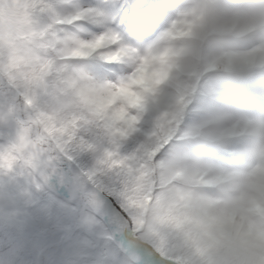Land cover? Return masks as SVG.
Segmentation results:
<instances>
[{
  "label": "rangeland",
  "instance_id": "obj_1",
  "mask_svg": "<svg viewBox=\"0 0 264 264\" xmlns=\"http://www.w3.org/2000/svg\"><path fill=\"white\" fill-rule=\"evenodd\" d=\"M93 1L96 4L95 7H91L92 15L96 23L95 26L101 29L107 48L104 50L100 49V43H98L95 45L96 49L92 48L90 50L89 53H93L97 60L95 62H85L80 67L82 70V84L84 82V73L90 69H96L95 65L98 60L100 62L108 60L106 58L108 54H111L109 56H111L114 61H117L128 70L130 76L127 78L121 74L116 76L115 80L119 82L122 89L123 107L115 116L108 117L111 114L110 111L107 110V107H94L89 101L87 102L84 100L83 91L80 97L84 102L81 106L86 109L89 108L97 114L95 115L96 117H100L103 120L106 118L120 119L124 121L126 124L125 126L133 124L135 116L147 108L154 109L155 111L160 109L162 111V109L168 108L170 111L174 110L175 114H178L172 116L174 117V122L177 120L181 122V120H183L182 114L185 112V107L191 100L188 98L190 97L189 94L184 93L183 95H175L174 99L177 101L169 98L168 101L170 104L163 98L160 102H152L149 98V94H151L152 91L157 92V90L161 88L168 87L167 84H169V82L167 77L173 75L175 66L182 67V69L178 70L181 79L184 78L189 80L187 82H181L187 89L192 87V81L196 82L199 76H201L203 70L199 69L200 66L208 70L216 67L214 64L217 63V56L214 54V51L216 53L218 52V46L212 43V38L216 39L218 36H210L216 28L214 26L221 23L230 29V26L236 24L239 20V22H245V24H242L240 27V33H245L250 29L252 30L255 25H259V23L257 24L252 18H239L238 12L233 7H225L218 0H171V7H173L172 11L175 9L179 17L174 19L171 17L170 23L174 20V28L172 31L175 32L176 28L178 31L170 38L165 39L163 44L156 45L152 49L150 48L149 50L152 57L148 58V50H146V47H140L138 39H136L137 35L134 36L135 34L131 33L134 36L135 42L130 46L127 44L128 42H126L128 40L127 38H122L109 28V16L108 13L104 11L105 0ZM119 1L120 0H108L107 3L112 9H116ZM129 1L131 2V0H121V3L128 5ZM132 1L135 4L140 2L139 7H143L147 5L148 0ZM240 1L241 0L237 1L238 4ZM13 3L14 0H0V49H9V54L10 51H18L23 64H27L29 68H32L35 65L30 60V54H28L30 53V36L40 41V37L44 35V30H50V27L46 25L44 30H37L35 27L37 30L34 31L36 35L27 30L21 33L18 25L13 23V17L20 22L24 20L26 16L18 11L9 13L8 16L6 14L11 6H15ZM17 6L20 7L19 5ZM129 8L130 7H128V9ZM255 9L256 12L262 11L259 5L256 6ZM172 11L170 8L169 13L166 15H168V17L172 16ZM247 15L250 16L252 13L250 12ZM262 16H264V14ZM119 17L121 19V14ZM120 19H118V24H120ZM160 20L165 28V22L168 21H164L161 18ZM81 27L77 28L78 32H82ZM168 32H166V34ZM26 33H29V35H26ZM58 33L59 35H57V33L54 35L55 38L66 48L67 39L69 37L67 29L64 28ZM127 33L130 34L128 31ZM97 35L99 34L92 32L89 34V37L96 36L100 38V36ZM188 35L190 37L186 38ZM11 39H15L14 44L9 43ZM90 44H92L93 47V43ZM121 45L124 46L123 48L125 50L123 49L124 51L122 50L118 54H115L122 48ZM75 47L76 46L70 47V50H73ZM261 49L264 50V43ZM147 59L148 62H145ZM262 61H264V56L262 57ZM38 62L40 63L41 61L38 59ZM145 66L146 68H144ZM38 69L43 70L44 66L41 65ZM220 81L222 83L221 88L217 85H211L216 94L208 89L210 82L217 83V79L214 76L208 77L200 88L201 92L211 97L216 96L215 99L219 102L217 104L218 111L215 116L216 119L212 118L211 109L206 108L208 105L198 107V112H196V114H202L201 122H205L206 119H209V123L212 124L211 126L213 128L207 126L199 133L198 129L192 127L190 123L189 129L185 132L189 140H179L178 144L173 146V151L171 150V153L175 152L176 156H180V158H184V153H186L194 160L201 159L203 162H206L208 167L202 165V163L199 165L208 169L206 170L207 175L214 169L221 170L224 175L223 178L219 177L217 180H214V176L207 177L206 186L196 189L192 195L191 204L194 209L191 211L186 210V212H194V210L196 212H202L205 217V225L213 230H217L219 236L225 233H233L231 235L235 237L240 236V233L245 237L251 238L250 235H252L253 238H256L254 235H264V166L260 165H264V155L259 156V158L257 157L256 161L250 164V168L239 166V169L233 174L228 164L230 157L217 159L216 156L212 157V155L206 154L205 152L206 149H208L210 153L212 151L207 145L208 138H211L209 137L210 135L207 136L209 130H213L214 132L216 130L219 132L218 134L221 133V136L231 137L232 132L230 130L236 127L239 120L231 110V107H229L232 102L231 93L234 92V96L238 95L239 90H237L236 84L232 80L231 83H229L226 76H222ZM143 87L147 89L145 92L142 91ZM193 89H195V87H193ZM248 90L250 91V89ZM223 106H226L224 113L222 112ZM44 107L50 111V104L45 103ZM132 110H135V112ZM239 112H241V110H239ZM43 114L46 115L45 117H47L49 123L55 125V133L61 136L65 135L70 127L75 126L76 119H82L86 116L84 113H75V115L66 120H60V126H57L56 118L50 121L48 114ZM243 114H245V120L251 118V115L248 113ZM170 119L172 118L170 117ZM241 122L244 128L248 131L252 130V132L258 136L257 140L260 139V146L264 148V126L260 125L258 122L252 123L244 120H241ZM183 123L186 122L184 121ZM262 124H264V122ZM1 125L3 129L0 130V141L3 140L5 135L13 131L11 127L4 123ZM184 128L185 126L183 125L179 133H182L181 131ZM224 147L229 150L231 157L240 155V150L232 141L229 140L226 142ZM83 152L86 154V151L82 150V153ZM171 153L170 150L167 151L168 157ZM219 156L220 155H217V157ZM37 160L39 159L37 158ZM56 161H58V159H56ZM126 161L127 165L125 164L122 166L127 190H125L126 193H122L121 191L122 199H120V203L124 207L126 196L129 201L127 202L128 206L125 207L127 212L131 213L132 217L136 210V214L139 213V215H143L145 211L144 205L142 202L137 201L134 196L139 195L142 189H140L139 192L137 189H132V185L128 183L127 180H131L134 177L138 178L142 175L146 176L149 180L146 174L148 169L147 163L144 162L145 157L138 156H135L133 160L128 161L126 159ZM93 162L95 164L94 168L97 169L95 158H93ZM48 164L50 165V163ZM48 164L41 167L37 166V168L35 165L28 167L17 166L16 169L11 172L0 171V235L6 236L9 233H13L18 238V241L12 242L10 251L13 249V253L10 254L12 256L20 254L21 259L19 264H92V262H98L99 264H130L124 259L120 252L114 248L111 243V234L104 229L103 224L100 226V223H98L97 226V232L101 236L102 241L99 242L97 237L92 235L86 238L87 231L83 218L84 215H88L90 218V215H92L90 210L92 211V208L95 209V205H91L86 194L79 196L75 200L65 199V194H61L65 193V189L62 190L59 184L54 185L55 188L50 189V184L49 186L47 185V180L50 182V174L45 173L48 167L50 168ZM162 164V160L160 163H154V160H152L150 166L151 168H155V175L158 177L162 176L161 179L163 180L165 175L170 174V171L168 167L163 169L161 167ZM223 167L226 168V172ZM51 171H55L53 166H51ZM28 175L30 179L26 178ZM233 176H235V178H233ZM148 180L145 181L146 185L148 184ZM61 186L65 188V186ZM56 189L58 191L60 190L61 193H56ZM220 192L224 194L229 193L230 199H223L221 197L223 194H220ZM115 193L120 197L118 190H115ZM204 194H207V196L209 194L210 199L207 200L203 197ZM164 196H166V194L162 193L157 197L158 200L153 210L161 211L162 206L167 205L163 203V199H165ZM261 196L263 198H261ZM79 199L82 200L80 202L83 205L79 207L81 208L80 212L75 208ZM136 202H138L137 206ZM243 208L247 210H243ZM50 223L53 227L51 230ZM137 230L142 236L148 238V232H153L156 229L155 227L150 229L149 224H147L144 226L140 225ZM68 233H71V235ZM65 236L67 237L66 239L64 238ZM104 239L105 243H103ZM51 242H61L60 247L56 250H50L49 244ZM160 249L163 250V246H161ZM191 261L188 260L186 263H190ZM0 264H11V262H0Z\"/></svg>",
  "mask_w": 264,
  "mask_h": 264
},
{
  "label": "snow or ice",
  "instance_id": "obj_2",
  "mask_svg": "<svg viewBox=\"0 0 264 264\" xmlns=\"http://www.w3.org/2000/svg\"><path fill=\"white\" fill-rule=\"evenodd\" d=\"M53 10H56V6L51 0H36L32 16L37 30H44L46 25L52 23ZM134 10L136 14L124 18L119 25V31L112 30L117 34L132 30L147 38L151 22L155 20L154 13L148 5L134 7ZM116 18L120 19L119 14ZM54 53L55 46L51 43L50 30H44V35L40 37V45L32 49V54L43 62L51 60ZM95 68L106 75L110 74L108 71L110 69L121 71V66L116 62L97 61ZM42 79L44 85H47L48 76ZM47 96L48 88H42L41 81L33 79L15 56L0 49V123L13 129L0 141V171L11 172L17 166L28 167L36 163L37 158L39 160L51 158L53 152L60 153L67 151L70 146H76L80 150L87 149L99 153L96 168L101 172H115L122 183L124 173L113 161L130 158L131 154L137 151L136 149L128 154L120 152V145L130 136H112L104 122L87 118L76 119L75 126L70 127L63 136L55 132L49 134L45 123L41 122L43 119L41 113L53 115L44 107ZM60 123L58 118L57 126H60ZM121 191L122 188L119 192L122 198ZM14 241H18V238L13 233L0 235V262L10 261L11 264H19L20 254L17 256L10 254V247ZM141 255L138 264H154L156 259L154 255L147 251H143Z\"/></svg>",
  "mask_w": 264,
  "mask_h": 264
},
{
  "label": "trees",
  "instance_id": "obj_3",
  "mask_svg": "<svg viewBox=\"0 0 264 264\" xmlns=\"http://www.w3.org/2000/svg\"><path fill=\"white\" fill-rule=\"evenodd\" d=\"M36 0H29L28 3L25 2L24 6H28L30 8H34ZM67 0H51L56 6V10L52 11V17L55 20L58 19H65L67 16L62 12L61 8ZM47 7V6H46ZM56 28V27H55ZM57 47H55L54 57L50 60V66L47 69V73H44V69L41 71L38 69L39 66L44 65L43 62H38V60H33L31 57L32 49L30 50V60L33 62L35 67L33 68V79H38L42 76V74H50L59 67L62 62L61 55L56 53ZM17 59V58H16ZM18 60V59H17ZM22 64V60L19 61ZM29 66V65H27ZM45 68V67H44ZM164 128V127H163ZM129 138L123 141L125 144H129L132 148V151L138 157H145L148 160L146 155L147 148L141 149L139 152L138 150L141 148L140 145L144 143V136L137 132H126ZM117 137H128L126 135L120 136L118 134H114ZM87 137V135L85 134ZM151 145V143H150ZM86 154L83 152L79 155V160L81 163L90 168L91 171L94 173V178L100 184L106 187L108 191L111 189L114 190L120 187L125 179L123 176V180L117 178L115 172L107 171L101 172L98 169H95L93 157L98 156L97 152L89 151L87 149ZM83 150V151H85ZM124 151V149H121ZM120 152L122 153V151ZM76 154V152H74ZM74 154V155H75ZM97 163V159L95 160ZM146 162V161H144ZM114 164L123 171L124 169L121 168L122 165H127V161L118 159L113 161ZM147 163V172L152 175L153 168H151L150 164V157ZM164 165L162 164V168ZM155 169V168H154ZM193 169V168H190ZM112 177L113 179H110ZM170 178V174L164 176V180ZM139 184H142V179L138 178ZM190 181L192 179L190 174L184 173L177 179L170 190H162L159 191L160 194L166 193L165 199H163V203L167 204L166 206H162V210L160 211L159 219L163 224V233L160 235V239H167L165 245L167 244V249L173 250L175 253V257L180 260V262L184 264H264V240H259L256 238H247L246 240H241L240 237H233L229 235H214L210 232V228L208 226H203L202 223L199 222L200 218L195 216L193 218L192 213H187V207L182 204V198L184 197V193L187 191L189 187ZM186 183L188 186H186ZM142 187L138 185L137 190ZM150 185H147V193L144 196V202L146 198L151 193ZM168 191V192H167ZM156 199V200H155ZM153 200L154 204H152V209L158 200L157 196ZM140 201V199H137ZM167 202V203H166ZM137 216V214H135ZM133 215V218L136 222L142 223L141 216H137V218ZM147 217L149 216L146 215ZM186 219H189L187 222ZM137 224V223H135ZM154 244V243H152ZM193 259V260H192ZM191 261L190 263H186L187 261Z\"/></svg>",
  "mask_w": 264,
  "mask_h": 264
},
{
  "label": "bare ground",
  "instance_id": "obj_4",
  "mask_svg": "<svg viewBox=\"0 0 264 264\" xmlns=\"http://www.w3.org/2000/svg\"><path fill=\"white\" fill-rule=\"evenodd\" d=\"M161 2H164V1H161ZM162 17L164 18L165 14ZM167 18L165 17L166 20H167ZM259 23H262V21H260ZM171 33L172 32H170V33L168 32L167 34L162 35V36H163V38H166ZM261 55H262V53L260 51H258V50H252L251 52H248L245 55H243V57L239 56V55H231V56L228 55V56H226L225 58L222 59V61L220 62V65L225 66L226 64H228L225 61H228L229 63L231 62L230 64H232V65H236L239 62H242L244 60L260 59ZM245 62L249 63L250 61H245ZM242 63H244V62H242ZM237 66H239V65H237ZM250 78L251 79L249 81H246V80L244 81L246 86H247L248 83H251L250 82L251 80L254 81L256 84L260 83V80L258 79V76L256 74L253 75V77H250ZM101 82H104V81H101V79H97L96 77L92 76L91 72H87L86 73L85 87L88 90V92L95 95V97H94L95 100H99L101 102L109 101V98L112 97V96L109 95L110 90H108V88L101 87ZM104 83L109 87V83H107V82H104ZM109 89H110V87H109ZM111 100H113V102H114V107L113 108L116 111L117 110L118 99L115 96ZM135 247L138 248L136 241H135ZM142 247H143V245H142Z\"/></svg>",
  "mask_w": 264,
  "mask_h": 264
},
{
  "label": "water",
  "instance_id": "obj_5",
  "mask_svg": "<svg viewBox=\"0 0 264 264\" xmlns=\"http://www.w3.org/2000/svg\"><path fill=\"white\" fill-rule=\"evenodd\" d=\"M102 199H106V197L100 192V191H98L97 189H93ZM126 232H128L129 234H130V224L127 222L126 223V226H125V229H124V233H126ZM134 241L133 240H130L129 239V243L131 244V245H133L134 243H133ZM148 247V246H147Z\"/></svg>",
  "mask_w": 264,
  "mask_h": 264
}]
</instances>
